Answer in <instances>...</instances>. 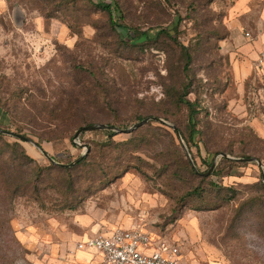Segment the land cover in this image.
<instances>
[{
    "label": "rangeland",
    "instance_id": "374dc122",
    "mask_svg": "<svg viewBox=\"0 0 264 264\" xmlns=\"http://www.w3.org/2000/svg\"><path fill=\"white\" fill-rule=\"evenodd\" d=\"M118 1L121 22L134 28L133 34L178 22L173 35L185 44H195L200 33L209 37L200 44L192 67L196 79H202L198 97L209 111L207 121L214 132L204 143L200 141V149L192 146L189 156L183 148L184 143L188 147L184 137L182 141L170 125L151 119L135 133L146 141L135 152L124 153L126 170L75 208L44 209L35 201L17 198L10 224L28 251L26 258L30 264H106L99 253L78 249L77 242L89 235L137 227L164 243L183 264H264V188L259 186L264 156L259 159L254 154V149L259 151V139H264V68L251 56L254 49L242 50L252 40L230 38L227 23L235 0ZM62 3L0 0V79L6 77L10 88L22 91L23 100L32 94L48 103L77 96L85 81L104 82L113 96L103 98L101 121L95 123L128 128L141 120H136L137 115L157 116L184 129L185 112L173 110L167 94L171 78L166 52L150 43L142 51L121 50L105 12L82 0L65 11L58 6ZM253 4L251 18L258 8L257 1ZM239 30L255 29L243 26ZM75 64L84 71L78 72ZM16 117L20 120L21 114L16 112ZM8 125L0 106V126ZM9 130L16 132L13 126ZM25 131L21 133L60 163L87 152L88 141L105 138L100 130L88 131L82 138L73 137L74 146L68 138L39 141ZM115 133L116 140L134 135ZM21 142L40 163H49L37 145ZM205 142L207 150L216 151L213 156L207 155ZM245 153L255 161L237 159L248 157ZM178 156L193 166L192 159L193 168L200 172L208 171L215 161L217 174L211 179L232 187L235 198L212 209L179 204L176 197L188 184L174 177ZM254 195L263 202L238 214L241 203ZM55 196L62 198L59 193ZM16 263L22 264V258Z\"/></svg>",
    "mask_w": 264,
    "mask_h": 264
},
{
    "label": "trees",
    "instance_id": "16d2710c",
    "mask_svg": "<svg viewBox=\"0 0 264 264\" xmlns=\"http://www.w3.org/2000/svg\"><path fill=\"white\" fill-rule=\"evenodd\" d=\"M78 1L63 0L62 5L58 6L67 11L71 9V5L75 8ZM82 1L107 14L109 27L116 35L119 49L142 51L145 44L150 43L149 46L163 50L170 57L168 70L171 80L167 94L170 96L173 110L184 111L186 118L184 129L178 124L176 127L182 132L190 153L192 146L200 149V141L204 143L214 129L211 122L207 121L208 109L199 101V86L202 79H196L192 64L195 54L201 49L200 44L207 42L209 37L200 33L195 44H185L173 35L174 30L178 28V22L172 24V27L161 26L154 32L143 30L133 34L134 28L121 22L122 10L118 0ZM46 15L52 16V13L48 12ZM214 34L219 36L216 30ZM75 68L78 72L84 71L81 65L75 64ZM6 79V77L0 79V106L4 108L9 118V125L0 128L9 130L13 126L16 133L25 134H27L25 130H29V133L35 135L39 141L68 138L77 146L72 140L76 130L83 125L101 121L98 114L103 98L113 96L112 89L109 90L110 86L106 83L85 81L77 96L68 97L63 102L48 103L32 94L26 95L23 100L22 91L10 88ZM96 86L99 89H96ZM192 93L196 97H189ZM19 99L21 100L18 101ZM16 112L21 114L20 120L16 119ZM166 112L169 113V110H165V114ZM170 113L173 114V111ZM143 117L137 115L136 120ZM140 128L132 131V135L134 134L132 138L124 140L114 139L116 133L110 129L90 130L102 131L105 138L88 141L86 154L73 166H64L50 160L47 165H43L29 153L21 141L12 140L0 132V264H17L18 257L22 258V264H30L26 258L28 251L16 237L10 224L17 198L25 197L35 201L44 209L75 208L88 194L111 183L126 170L128 160L124 158V153L135 152L146 141L145 138H137L135 135ZM85 132L88 131H83L79 138H82ZM259 142L261 143L259 151L254 149V154L261 159L264 156V139H259ZM206 145L205 142L204 146ZM206 151L208 156H213L216 152L207 150V146ZM242 155L249 157L247 153ZM178 158L175 160L174 177L181 184H188V187L176 197L179 204H189L195 209H212L235 198L232 187L221 185L211 179L217 172L205 175L204 172L195 170L187 158L185 160L179 156ZM259 186L264 188V183L260 182ZM58 193L62 198L55 196ZM262 202L258 195L250 196L241 203L236 212L240 214L243 209L253 208Z\"/></svg>",
    "mask_w": 264,
    "mask_h": 264
},
{
    "label": "built area",
    "instance_id": "2783aa9c",
    "mask_svg": "<svg viewBox=\"0 0 264 264\" xmlns=\"http://www.w3.org/2000/svg\"><path fill=\"white\" fill-rule=\"evenodd\" d=\"M256 61L258 67L264 68V51ZM76 246L98 251L106 264H183L164 243L154 241L148 232L137 227L89 235Z\"/></svg>",
    "mask_w": 264,
    "mask_h": 264
},
{
    "label": "crops",
    "instance_id": "0c3cea01",
    "mask_svg": "<svg viewBox=\"0 0 264 264\" xmlns=\"http://www.w3.org/2000/svg\"><path fill=\"white\" fill-rule=\"evenodd\" d=\"M254 1L258 2V8L255 10V16L251 18L249 15L254 11ZM227 24L231 31L230 38L234 41L239 40L240 42H243V39L253 41V44L251 43L247 47L242 46V50L249 51L252 48L254 51L251 56L258 58L259 52L257 51L264 50V0H235L230 9ZM243 26H252L255 30L253 32L246 30L243 33L239 30V28H242ZM246 32H249L250 36H247ZM84 251H94L99 253L93 249H87Z\"/></svg>",
    "mask_w": 264,
    "mask_h": 264
},
{
    "label": "water",
    "instance_id": "95a60500",
    "mask_svg": "<svg viewBox=\"0 0 264 264\" xmlns=\"http://www.w3.org/2000/svg\"><path fill=\"white\" fill-rule=\"evenodd\" d=\"M151 119L159 121V122H165L168 125H170L175 130L176 134L180 137V139H182V141H183V136L180 133V131L178 130V128L176 127V125H174L173 123H169L166 120H164L163 118H160V117H157V116H147V117L141 119L140 121L134 123L132 126H130L128 128H120L118 126L107 124V123H90V124L83 125L80 128H78L76 130L75 134H74V139L79 138L80 134L83 131L98 130V129H110V130L117 131V132H132V131H134L138 127L142 126L143 124H145L146 122H148ZM0 132L4 133L6 135L13 136V137H15L16 139H18L20 141L30 142V143H33L34 145H37L28 135H24V134H21V133H16L14 131H11V130H8V129H3V128H0ZM37 147H39V146L37 145ZM86 148H87V146H86ZM183 148L185 149V151L190 156L189 148L186 146L185 143L183 144ZM39 149L42 151V153L51 162L59 163V164L64 165V166H73V165L77 164L83 158V156L86 154V152L81 153L77 158H75L73 161H71L69 163H60V162L56 161L48 153H46L44 150H42L40 147H39ZM222 155L224 157H230L227 153H222ZM237 159L242 160V161H255L254 157H245V158H237ZM191 161H192L193 166L196 169L195 163L193 162L192 159H191ZM257 162H258L259 165L262 166V161L261 160H257ZM215 167H216V162L213 161L211 166H210V168L208 169V171L204 172V174L205 175L211 174L213 172V170L215 169ZM262 181L264 183V172L262 173Z\"/></svg>",
    "mask_w": 264,
    "mask_h": 264
}]
</instances>
